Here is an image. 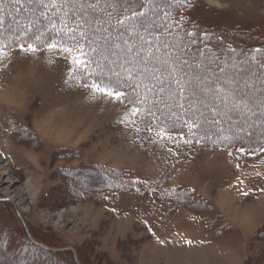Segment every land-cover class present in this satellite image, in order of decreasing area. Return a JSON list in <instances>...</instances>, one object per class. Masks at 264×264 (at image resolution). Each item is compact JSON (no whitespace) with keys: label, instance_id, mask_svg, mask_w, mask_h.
Masks as SVG:
<instances>
[{"label":"rangeland","instance_id":"rangeland-1","mask_svg":"<svg viewBox=\"0 0 264 264\" xmlns=\"http://www.w3.org/2000/svg\"><path fill=\"white\" fill-rule=\"evenodd\" d=\"M41 11L25 15L39 25ZM183 19L248 48L264 44V0H195ZM107 27L96 31L92 51L115 83L138 72L140 85L160 80L165 61L172 66L171 51L157 64L134 48L135 28ZM145 35L142 44L162 48ZM82 63L64 48L0 49V264H264V103H231L234 89L224 84L241 79L236 61L221 66L222 81L195 82L204 108L215 110L211 125L225 127L239 109L235 135H259L231 147L145 127L138 101L77 83ZM214 81L222 89L215 96ZM126 176L144 187L103 195L101 186ZM181 189L191 195L174 203Z\"/></svg>","mask_w":264,"mask_h":264},{"label":"trees","instance_id":"trees-1","mask_svg":"<svg viewBox=\"0 0 264 264\" xmlns=\"http://www.w3.org/2000/svg\"><path fill=\"white\" fill-rule=\"evenodd\" d=\"M194 1L88 0L87 2L88 4L91 2V6L83 8L84 6L80 5V8H73L72 0H0V49L11 50L23 46H33L56 47L73 51L81 56L83 62L77 73L75 72L77 83L89 88L93 83L101 88H115L122 92L125 98L130 96L138 101V105L141 106L138 108V114L142 116L140 123L145 127L162 131L164 134L179 133L185 138L200 140L215 146L222 144L227 147L236 146L238 140H242L240 137L244 136V134L235 135L239 126L233 123V115L240 113V110L238 109L226 117L223 123L225 127L219 128L216 124L211 125L209 120L214 117L212 111L215 110L209 112L204 108L205 96L200 89L196 88L195 82L208 77L210 80L221 79L222 81V77L224 78L222 73L225 71L220 69L221 66L236 61V65L232 67L233 69L234 66L240 67L241 72L238 73V77L249 81V91H247V85L240 78L230 75V81H226L224 85L229 86L226 90L228 92L234 89V93L230 96L231 103L238 104L236 106L238 108L243 106L242 99H245L244 101L249 104L251 102L255 105L260 102L263 104L264 44L248 48L244 42H233L232 39L228 41L211 32L200 33L196 30L198 27L194 25L189 27L183 16ZM21 3H26V5H21ZM27 9L34 13L36 10L39 12L43 10L40 13L43 16L39 25H33L27 18L25 15ZM16 16L21 19L20 27L14 23ZM24 26L29 28V32L26 31V34L22 35L21 32L25 30L21 28H25ZM106 26L121 30L127 27L135 28L129 34L130 37L136 39L134 48L144 47L143 54H148L157 64L161 63L157 58L171 51L172 56L170 57L174 58L170 60L172 66L167 60L165 61L167 63L162 65L163 72H160V80L150 78L140 85L136 76L140 74L138 72L131 79L124 78L119 83H115L103 71V66L97 62V51H92V46L97 42L95 40L96 31L98 28H106ZM147 31L151 33V38L148 37L152 39L150 41L158 45L163 44L162 48L158 46L156 49L152 46L149 47V44L141 43V40L146 37L145 32ZM170 40L171 43L167 44ZM245 55L250 56L251 60L242 63L241 67L239 61ZM202 58L204 60L203 67L199 63ZM172 60L177 61L178 64ZM162 74L167 79V83L163 81ZM256 76L262 78V82L261 79L255 81L254 77ZM163 82L166 83L164 87ZM228 82L230 84H227ZM214 83L216 81L213 82V87ZM217 87H214V96L222 93V89ZM237 89L238 91H236ZM182 96L189 99L188 102L193 98L194 103L189 102L188 104L187 102L188 105H186L185 99L180 98ZM221 98L228 99L225 94H221ZM227 102L229 101L226 100ZM255 107L257 108V106ZM226 127L227 130H225ZM244 137L249 142L258 140L259 135L248 132ZM122 178H120L121 182L101 186L103 195L107 196L128 189L139 190L144 187L141 186L144 183H141L136 177ZM188 190L181 189L179 192H175L174 198L170 199L174 203L186 202L187 194L191 195V189ZM14 244L12 243V246Z\"/></svg>","mask_w":264,"mask_h":264},{"label":"snow or ice","instance_id":"snow-or-ice-1","mask_svg":"<svg viewBox=\"0 0 264 264\" xmlns=\"http://www.w3.org/2000/svg\"><path fill=\"white\" fill-rule=\"evenodd\" d=\"M92 88H93L94 90H96V91H100V92H104V91H105L104 88H101L99 85H97V84H95V83H93ZM107 94H108L109 96L113 95L112 92H107ZM119 95H120V94L117 93V94H116V97L119 98Z\"/></svg>","mask_w":264,"mask_h":264},{"label":"bare ground","instance_id":"bare-ground-1","mask_svg":"<svg viewBox=\"0 0 264 264\" xmlns=\"http://www.w3.org/2000/svg\"><path fill=\"white\" fill-rule=\"evenodd\" d=\"M14 99H16V98H14ZM0 120H1V117H0ZM2 127H3V126H2ZM2 127H1V125H0V128H2Z\"/></svg>","mask_w":264,"mask_h":264}]
</instances>
